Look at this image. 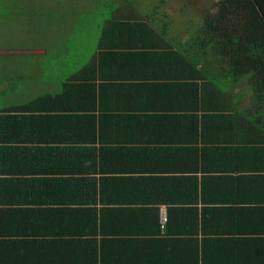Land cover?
I'll use <instances>...</instances> for the list:
<instances>
[{
  "label": "crops",
  "instance_id": "obj_1",
  "mask_svg": "<svg viewBox=\"0 0 264 264\" xmlns=\"http://www.w3.org/2000/svg\"><path fill=\"white\" fill-rule=\"evenodd\" d=\"M54 1L59 36L84 33ZM33 11L28 46L0 49V264H264V111L247 82L227 106L186 87L140 14L105 22L85 81L89 60L68 68L81 53L42 57L52 27Z\"/></svg>",
  "mask_w": 264,
  "mask_h": 264
},
{
  "label": "trees",
  "instance_id": "obj_2",
  "mask_svg": "<svg viewBox=\"0 0 264 264\" xmlns=\"http://www.w3.org/2000/svg\"><path fill=\"white\" fill-rule=\"evenodd\" d=\"M125 1V0H123ZM166 0H157L154 9L164 6ZM263 0H219L215 13L208 15L197 28L179 24L171 27L160 18L151 16L150 25L143 22L152 40L151 47L162 49L163 54H170L177 61L178 73L182 76L186 87H197L198 82L205 84L203 88H211L221 98V104L226 105L227 96L233 94L230 87L241 80L247 82L254 100V110L264 111V7ZM127 4L121 3L123 12L127 15ZM152 6V4H151ZM258 8V9H257ZM153 9V10H154ZM156 12V11H155ZM119 14V15H121ZM133 14V13H131ZM149 14V13H148ZM157 16V15H156ZM163 17H166L164 14ZM241 17V18H240ZM175 24V23H173ZM195 30L191 32V30ZM98 50H103L100 43ZM212 57L217 61L214 72L198 70V63L207 62ZM97 58H90L82 73L88 77L83 80L95 82ZM202 68L205 65H201ZM77 77V76H76ZM74 77L73 79H76ZM103 78L100 77V80ZM207 82V83H206ZM191 86H190V84ZM232 111L236 109L230 108Z\"/></svg>",
  "mask_w": 264,
  "mask_h": 264
},
{
  "label": "rangeland",
  "instance_id": "obj_3",
  "mask_svg": "<svg viewBox=\"0 0 264 264\" xmlns=\"http://www.w3.org/2000/svg\"><path fill=\"white\" fill-rule=\"evenodd\" d=\"M34 1L35 2H28V0H6L8 5H5L4 0H0V49L14 48L22 50L28 46L30 40L24 37L27 30L26 23H22L20 18L22 13H26L25 16H28L29 21H31L32 17L38 14L34 13L33 10L38 9L39 20L45 21L46 26L52 27L50 32L44 31V33H48L49 36L43 33L39 34L40 39H44L40 47H38L41 50L42 57H47L49 61H53L59 67L63 60L59 61V55L55 53V50L68 49L73 52L76 51L81 53L77 61H75L73 57L68 64V68L71 72V69L75 70L80 67L84 61H88L91 58L97 46L101 43L100 36L105 22L110 20L114 14L124 13L121 7V3L123 2L127 4V8H129L130 4L132 5L131 8L127 9L126 14L130 13L128 15L147 14L152 16L154 14L156 18H160L164 14L167 17L166 22L171 21L169 23L171 27L179 24L176 28L179 33L181 27L185 28L186 25L198 29L208 15L215 13V7L219 0H166L164 6H158L156 9H154L155 7H153V4H155L157 0H81V2H79L80 0H70L72 14H77L82 17V25H84L85 28H82V31L84 29V33L81 31H73L65 36H59L62 32L59 29H54L57 24L52 20L51 15L52 13L63 14L65 8L61 9L56 7L55 3L57 2L54 0ZM172 20H174V22ZM177 20L178 23H176ZM41 25L42 23H40V26ZM8 26L15 27L14 34H9L7 32ZM194 31L193 29L191 30V32ZM70 36H78L79 38L66 39ZM44 49L49 52L47 53ZM84 55L86 57L85 60H83ZM0 60L2 61L3 59ZM3 72L4 69L0 67V74ZM44 74L46 73L40 72L39 75L42 76Z\"/></svg>",
  "mask_w": 264,
  "mask_h": 264
},
{
  "label": "built area",
  "instance_id": "obj_4",
  "mask_svg": "<svg viewBox=\"0 0 264 264\" xmlns=\"http://www.w3.org/2000/svg\"><path fill=\"white\" fill-rule=\"evenodd\" d=\"M164 224V221L162 222V225Z\"/></svg>",
  "mask_w": 264,
  "mask_h": 264
}]
</instances>
